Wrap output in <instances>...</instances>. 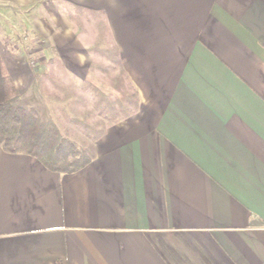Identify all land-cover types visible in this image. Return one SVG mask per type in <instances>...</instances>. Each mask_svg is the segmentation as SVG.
I'll return each mask as SVG.
<instances>
[{"label":"crops","instance_id":"0c3cea01","mask_svg":"<svg viewBox=\"0 0 264 264\" xmlns=\"http://www.w3.org/2000/svg\"><path fill=\"white\" fill-rule=\"evenodd\" d=\"M74 5L103 11L139 106L75 172L0 146V264H264V0H0L43 41L0 46L20 91L99 60Z\"/></svg>","mask_w":264,"mask_h":264},{"label":"trees","instance_id":"16d2710c","mask_svg":"<svg viewBox=\"0 0 264 264\" xmlns=\"http://www.w3.org/2000/svg\"><path fill=\"white\" fill-rule=\"evenodd\" d=\"M73 9L72 19L85 18L98 26L94 52L99 60L91 64L79 86L65 72L50 71L36 75L20 91L0 57L1 148L30 155L59 173L86 166L95 157L94 143L104 129L129 117L139 106L138 94L120 63L119 52L107 40L103 11L78 5ZM20 27L29 33L23 23ZM26 34L8 31L4 39L12 45L17 40L27 51ZM55 264L66 263L58 260Z\"/></svg>","mask_w":264,"mask_h":264},{"label":"rangeland","instance_id":"374dc122","mask_svg":"<svg viewBox=\"0 0 264 264\" xmlns=\"http://www.w3.org/2000/svg\"><path fill=\"white\" fill-rule=\"evenodd\" d=\"M69 7V6H66ZM27 8H22L20 11L19 9H14V10H7V8L0 6V46H3L4 48H6L7 51H11V47L12 44H10V42L6 41L4 39L5 34L8 31H12L13 32H17V35H22L23 33L26 34V31L24 32V30L22 28H20V23H23L24 26L26 27L28 25L29 33H27L26 35L28 36V38L24 40V43L26 44L27 47H38L39 45H43V41H41V38L35 35H32V32L35 30V32H37V30L34 28V26L32 27V22L30 21L32 15L28 14V12L25 10ZM37 11L42 10L41 8H37ZM41 12V11H40ZM72 14V13H71ZM2 15V17H1ZM3 16L7 17L10 16L9 19H4ZM65 16V15H64ZM64 19H66L68 25H70L73 29H75V26H77L76 30L77 32H85V34L87 36L92 37L93 35H95V33L98 32V26L94 23V22H89V21H84L81 18H77V19H72L73 23L70 22L66 17H64ZM86 20V19H85ZM10 29L7 31V29ZM34 28V29H33ZM17 35L13 36V40H15L17 38ZM12 37V36H10ZM15 45L17 46H21L22 43L18 42L17 40H15ZM10 47V48H9ZM27 52V51H26ZM25 51H23L24 55L28 56V53H26ZM37 57V56H36ZM39 57V56H38ZM98 58V57H97ZM96 58V60H97ZM99 59V58H98ZM27 62H30V65H32L34 63V60L30 57H28V59H26ZM34 65V64H33ZM50 72V71H49ZM96 75H99L98 72H96ZM110 76H113V74H110ZM101 77L102 76L101 74ZM80 91L76 92L77 96H80Z\"/></svg>","mask_w":264,"mask_h":264}]
</instances>
